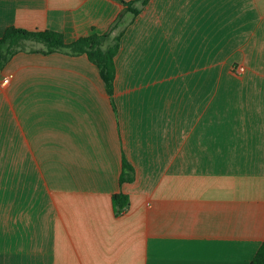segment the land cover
I'll return each instance as SVG.
<instances>
[{"label":"crops","instance_id":"obj_1","mask_svg":"<svg viewBox=\"0 0 264 264\" xmlns=\"http://www.w3.org/2000/svg\"><path fill=\"white\" fill-rule=\"evenodd\" d=\"M123 9L0 0V39L70 43ZM131 19L112 98L85 55L0 70V264H249L264 241V0H150Z\"/></svg>","mask_w":264,"mask_h":264},{"label":"trees","instance_id":"obj_2","mask_svg":"<svg viewBox=\"0 0 264 264\" xmlns=\"http://www.w3.org/2000/svg\"><path fill=\"white\" fill-rule=\"evenodd\" d=\"M150 0H122L124 9L122 15L104 34L92 33L88 36L77 38L68 43L64 35L52 30H27L16 27H7L0 39V70H2L12 57L19 52H32L39 54L62 53L70 56L85 55L90 62L99 68L101 80L104 82L109 96L114 95L115 56L120 50V41L126 27L122 25L124 15L131 14V24L140 10ZM138 6L136 7V5ZM133 169L124 159L122 165L121 184L133 180ZM116 212L121 214L129 205L127 195L116 193L113 195ZM249 264H264V241L261 243L256 255Z\"/></svg>","mask_w":264,"mask_h":264},{"label":"built area","instance_id":"obj_3","mask_svg":"<svg viewBox=\"0 0 264 264\" xmlns=\"http://www.w3.org/2000/svg\"><path fill=\"white\" fill-rule=\"evenodd\" d=\"M234 70H235L238 74H241V73H243L244 68H243V67H238V66H237V67L234 68ZM10 80H11V76H6V77H4L3 80H2V84H3L4 86L9 85Z\"/></svg>","mask_w":264,"mask_h":264}]
</instances>
